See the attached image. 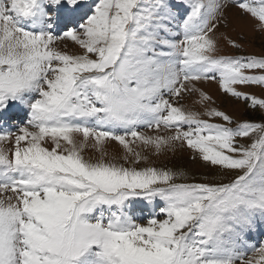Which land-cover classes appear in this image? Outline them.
<instances>
[{"label":"snow or ice","instance_id":"obj_1","mask_svg":"<svg viewBox=\"0 0 264 264\" xmlns=\"http://www.w3.org/2000/svg\"><path fill=\"white\" fill-rule=\"evenodd\" d=\"M233 10L264 29V0H0V264H264V54L220 52ZM177 148L210 172L150 163Z\"/></svg>","mask_w":264,"mask_h":264},{"label":"rangeland","instance_id":"obj_2","mask_svg":"<svg viewBox=\"0 0 264 264\" xmlns=\"http://www.w3.org/2000/svg\"><path fill=\"white\" fill-rule=\"evenodd\" d=\"M230 25L227 29H221L220 31L225 33L227 36L236 39L238 43L241 44V50L237 52L236 49L227 42L226 39L219 37V50L221 53L227 54H264V29L256 28V21L251 19H240L236 16L235 11L229 12ZM64 43H67V50L75 52L78 48L74 46L71 42H62L61 47ZM200 87L207 91L215 101L214 107H219L222 110L227 111L229 114L233 115L234 118H247L252 117L253 119H259L261 113L259 111L252 112L247 109L243 102L235 101L227 96H225L215 83L203 82ZM245 91H252L259 94L262 90L260 88L243 89ZM198 99L197 95H192L185 100L188 107L193 110L202 111V106L195 103ZM23 118V114L22 117ZM108 151L110 153L120 154L119 148L110 144L108 146ZM86 157L96 158L98 155L91 149L85 151ZM150 163H155L157 166H164L173 169H183L189 176V178L195 176L197 179L201 178L204 174L210 172V169L206 168L205 165L200 160H192L191 152L187 148H177L175 152H166L159 156L152 155L151 150H149ZM258 239H264V237H258Z\"/></svg>","mask_w":264,"mask_h":264}]
</instances>
